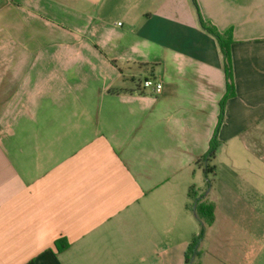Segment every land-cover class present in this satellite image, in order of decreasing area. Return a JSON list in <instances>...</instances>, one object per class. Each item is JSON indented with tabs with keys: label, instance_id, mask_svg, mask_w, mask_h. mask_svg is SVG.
Returning <instances> with one entry per match:
<instances>
[{
	"label": "crops",
	"instance_id": "obj_1",
	"mask_svg": "<svg viewBox=\"0 0 264 264\" xmlns=\"http://www.w3.org/2000/svg\"><path fill=\"white\" fill-rule=\"evenodd\" d=\"M195 1L208 177L193 0H0V264H264V0Z\"/></svg>",
	"mask_w": 264,
	"mask_h": 264
},
{
	"label": "trees",
	"instance_id": "obj_2",
	"mask_svg": "<svg viewBox=\"0 0 264 264\" xmlns=\"http://www.w3.org/2000/svg\"><path fill=\"white\" fill-rule=\"evenodd\" d=\"M194 4L196 6L199 21L201 24V27L210 35L216 38L219 47L221 49V53L223 56L224 61V71L226 76V84H227V91L225 96L223 97L221 101V109H220V115H219V121L218 125L216 127L213 139L210 143V148L206 155L197 163L198 166L202 167L204 173L206 176L213 175L215 173V165L214 161L220 146L219 140H218V132L220 130L221 125L224 122L225 119V108L228 100L235 97L236 91H235V84H234V77H233V64H232V55H231V46L233 44V38L231 32H228L227 34H221L216 27L211 25L210 23H207L203 20V18L200 15L197 3L195 0ZM208 188H211L212 181L208 180L207 182ZM214 205L210 203L202 202L201 198H195V213L197 215V218L201 222V232L198 237H196L191 245L189 246V249L186 254L187 264H196V259L199 256V246L204 238L206 229L208 226H210L214 222ZM64 244L61 246V248H67L68 243L66 241H63Z\"/></svg>",
	"mask_w": 264,
	"mask_h": 264
},
{
	"label": "built area",
	"instance_id": "obj_3",
	"mask_svg": "<svg viewBox=\"0 0 264 264\" xmlns=\"http://www.w3.org/2000/svg\"><path fill=\"white\" fill-rule=\"evenodd\" d=\"M144 88L152 89L156 93H160L163 89V85L161 83H156L153 79H146L144 81Z\"/></svg>",
	"mask_w": 264,
	"mask_h": 264
}]
</instances>
